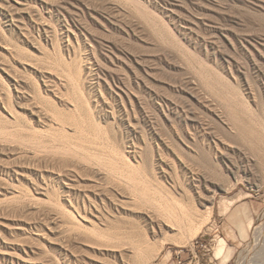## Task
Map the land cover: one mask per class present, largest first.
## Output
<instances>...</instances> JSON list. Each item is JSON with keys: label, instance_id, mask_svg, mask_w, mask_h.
Returning <instances> with one entry per match:
<instances>
[{"label": "rangeland", "instance_id": "obj_1", "mask_svg": "<svg viewBox=\"0 0 264 264\" xmlns=\"http://www.w3.org/2000/svg\"><path fill=\"white\" fill-rule=\"evenodd\" d=\"M262 123L264 0H0V264H264Z\"/></svg>", "mask_w": 264, "mask_h": 264}, {"label": "bare ground", "instance_id": "obj_2", "mask_svg": "<svg viewBox=\"0 0 264 264\" xmlns=\"http://www.w3.org/2000/svg\"><path fill=\"white\" fill-rule=\"evenodd\" d=\"M220 83H221V82H220ZM220 85H221V84H220ZM214 87H215V86H214ZM210 89H211V88H210ZM236 103H237V102H236ZM233 104H234V103H233ZM238 105H239V104H238ZM241 105H242V104H241ZM241 105H240V106H241ZM242 107H243V106H242ZM242 107H241V108H242ZM225 108H226V107H225ZM242 109H243V108H242ZM244 109H245V108H244ZM226 111H227V110H226ZM226 111H225V112H226ZM237 117H238V116H237ZM238 121H239V120H238ZM234 123H235V122H234ZM237 123H238V122H237ZM258 124H259V123H258ZM260 124H261V123H260ZM244 125H245V124H244ZM236 126H237V125H236ZM253 126H255V124H253ZM256 126H257V125H256ZM258 126H259V125H258ZM240 127H244V126H240ZM237 128H239V125L237 126ZM256 128H257V127H256ZM260 128H261V131L264 130L263 123H262V125H260ZM234 129H235V128H234ZM246 129H247V127L245 128V130H246ZM254 129H255V128H254ZM240 130H243V129H240ZM245 130H244V131H245ZM249 130H250V129H248V131H249ZM256 130H257V129H256ZM258 130L260 131V129H258ZM261 131H260V132H261ZM239 132H240V131H239ZM251 132H252V131H251ZM256 132H257V131H256ZM252 133H253V132H252ZM252 133H251V134H252ZM257 133H258V132H257ZM246 134H247V133H246ZM258 134H259V133H258ZM263 134H264V133H263ZM253 135H254V134H253ZM255 135H256V134H255ZM249 136H250V135H249ZM248 138H249V137H248ZM248 138H247V140H248ZM258 138H259V136H258ZM259 140H260V139H259ZM262 140H263V139H262ZM121 160H123V158H122ZM125 160H126V159H125ZM123 161H124V160H123ZM123 161H122V162H123ZM123 163H124V162H123ZM126 163H127V161H125V164H126ZM130 164H131V163H130ZM126 166H127V165H126ZM128 166H129V165H128ZM130 167H131V166H130ZM131 168H132V167H131ZM133 169H134V168H133ZM112 170H113V171H112V172H113V176H115L116 179L119 178V181H121V179H122V180H123L128 186L131 185V183L134 181V180L132 181V178H130V176H127L128 174H124L123 171H120L121 169H120V170H118V169H115V170L112 169ZM130 170H131V169H130ZM130 170H129V171H130ZM125 172H126V171H125ZM130 172H131V171H130ZM130 172H129V173H130ZM132 172H133V171H132ZM127 173H128V172H127ZM133 173H134V172H133ZM135 173H136V171H135ZM131 174H132V173H131ZM129 175H130V174H129ZM134 175H135V174H134ZM113 176H112V177H113ZM132 176H133V175H131V177H132ZM133 179H135V178H133ZM236 179H237V178H236ZM135 181H136V180H135ZM236 182H237V180H236ZM236 182H235V184H236ZM232 183H234V182H232ZM232 183H231V184H232ZM237 183H238V182H237ZM133 184H134V183H133ZM158 190H159V189H158ZM160 194H161V193H160ZM140 195H141L142 197H143V196H144V197L146 196L145 192H143V191H141V194H140ZM148 195H149V193H148ZM242 195H243V194H242ZM141 196H140V197H141ZM142 197H141V198H142ZM144 197H143V198H144ZM146 197H147V196H146ZM157 197H158V196H157ZM161 197H162V196H161ZM168 197H169V196H168ZM240 197H241V195L239 194V196H237V197L234 198V199H222V200L220 201V204H219V209H220V211H221L222 213H227V211L230 209V207L233 205V203H234L235 201L239 200ZM210 198H211V197H210ZM212 198H213V196H212ZM241 198H242V197H241ZM145 199H146V198H145ZM158 199H159V198H158ZM158 199H157L156 201H158ZM165 199H166V198H165ZM167 199H168L169 202L171 201L170 197L167 198ZM169 199H170V200H169ZM160 200H163V199L160 198ZM172 200H175V199L172 198ZM148 201H149V200H146L145 203L148 202ZM158 202H159V201H158ZM175 202H177V201H175ZM175 202H173L172 206H173V205H176ZM207 202L210 204V206H211V204H213V203H212V200H209V199H208ZM149 203L152 204V203H153V200L150 199ZM160 203L162 204V202H160ZM163 203H164V202H163ZM165 203H167V201H166ZM171 203H172V202H171ZM171 203H168V204H171ZM174 203H175V204H174ZM156 204H157V203H156ZM168 204H167V205H168ZM177 204H178V202H177ZM180 204H181V203H180ZM153 205H154V204H153ZM168 206H169V205H168ZM172 206H171V207H172ZM176 206H178V205H176ZM179 206H180V205H179ZM182 206H183V205H182ZM206 206H207V205H205V207H206ZM151 207H152V206H151ZM155 207H157V206H155ZM155 207H152V208L154 209ZM165 207H166V206H165ZM180 207H181V206H180ZM191 207H192V206H191ZM207 207H208V206H207ZM159 208H160V207H159ZM162 208H164L163 205H162V207L160 208V210H161ZM168 208H170V207H167V209H168ZM175 208H178V207H175ZM175 208H174V209H175ZM182 208H183L184 210H186L185 213H186V212H187V213H186V214H185V213H183V214L181 213V214H182V215L185 214L187 217H189L188 215L193 216V215L195 214V212L197 211V210L194 211V209H193V211H194V212H193L192 209H188V208H189L188 206L185 207V208H187L188 210L185 209L184 207H181L180 209L183 210ZM193 208H194V207H193ZM156 209L158 210V207L155 208V210H156ZM167 209H164V210L162 209V210L165 211V210H167ZM174 209H173V210H174ZM178 209H179V208H178ZM178 209H177V210H178ZM180 209H179V210H180ZM207 209H208L207 215L209 216L210 213H211V210H212V209H211V207L206 208V210H207ZM160 210H158V211H160ZM163 211H162L161 213H163ZM170 211H171V210H170ZM175 211H176V210H175ZM166 212H167V211H166ZM166 212H165V213H166ZM168 212H169V211H168ZM173 212H174V211H173ZM173 212H171V213H173ZM177 212H178V211H177ZM181 212H182V211H181ZM196 213H197V212H196ZM168 214H169V213H168ZM168 214H167V215H168ZM205 214H206V213H205ZM205 214H204V219H205V218L207 219V217H206L207 215L205 216ZM162 215H163V214H162ZM162 215H161V216H162ZM169 215H170V214H169ZM169 215H168L167 217L170 218ZM171 215H172V214H171ZM175 215L177 216L178 214H175V213H174V218H175ZM182 215H181L182 220H181L180 222H183V218L186 217L185 215H184V216H182ZM196 215H198V214H195V216H196ZM164 217H165V215H164ZM179 217H180V216H179ZM179 217H177V218H179ZM187 217H186V218H187ZM197 217H199V215L196 216V218H197ZM171 218H172V220H175V219H173V217H171ZM186 218H185V219H186ZM193 218H194V217H193ZM193 218H192V219H193ZM185 219H184V220H185ZM190 219H191V217H190ZM192 219H191V220H192ZM177 220H178V219H177ZM177 220H176V221H177ZM187 220H188V219H187ZM191 220H188V222H190V223L192 224V222L194 221V219H193L192 222H191ZM169 221H171V219H170ZM204 221H205V220H204ZM174 222H175V221H174ZM178 222H179V221H177V223H178ZM187 224H188V223H187ZM191 224H190V225H191ZM185 225H186V224H185ZM193 225H194V227H193V226H191V227L188 226V229H187V228H186V230L183 229L184 231H186V233L184 232V236H183L184 238H182L181 240L177 241V244H178L179 246H182V247L186 246L187 244H189V243L191 242L192 239H194V238L196 237V235L198 234V232H199V230H200V227H199L200 224H199V225L196 224V227H195V224H193ZM197 225H198V226H197ZM186 226H187V225H186ZM186 226H185V227H186ZM185 227H184V228H185ZM185 234H186V235H185ZM182 235H183V234H182ZM225 248H226V242H225V240H224L223 238H220V239L217 241V245H216V247H215V256H216L217 258H221V257L223 256V254H224ZM154 253H155V252H154ZM151 254H152V253H151ZM153 255H154V254H153ZM153 255L150 257V259L153 257Z\"/></svg>", "mask_w": 264, "mask_h": 264}, {"label": "crops", "instance_id": "obj_3", "mask_svg": "<svg viewBox=\"0 0 264 264\" xmlns=\"http://www.w3.org/2000/svg\"><path fill=\"white\" fill-rule=\"evenodd\" d=\"M229 217H230L229 219L231 223H234L236 221V223H234V225H236L237 219H238L236 213H232ZM238 236L240 237V239H243L244 232L242 230L238 231V233L235 231H230L229 235H226V239L227 240H233V239L238 240ZM228 255L229 257L227 260H225L224 264H227L231 260L232 253H229ZM219 260L220 258H215V260H213L214 261L213 264H219V262H217Z\"/></svg>", "mask_w": 264, "mask_h": 264}]
</instances>
